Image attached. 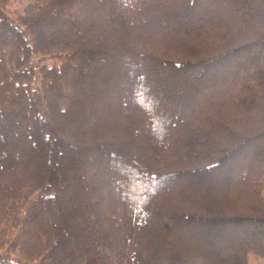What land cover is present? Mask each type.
I'll return each mask as SVG.
<instances>
[{"label": "trees", "instance_id": "trees-1", "mask_svg": "<svg viewBox=\"0 0 264 264\" xmlns=\"http://www.w3.org/2000/svg\"><path fill=\"white\" fill-rule=\"evenodd\" d=\"M9 1L0 264L262 256L264 0Z\"/></svg>", "mask_w": 264, "mask_h": 264}, {"label": "rangeland", "instance_id": "rangeland-1", "mask_svg": "<svg viewBox=\"0 0 264 264\" xmlns=\"http://www.w3.org/2000/svg\"><path fill=\"white\" fill-rule=\"evenodd\" d=\"M27 3H28V1H25V0H10L8 2V5H7V13L11 17H16L17 15L22 14V12H23L24 8L26 7ZM57 169L59 170V168H57ZM57 169L54 170V172L55 173H60L61 171L59 172V171H57ZM205 179L206 178L201 179V180L205 181ZM262 197L264 199V190L262 192ZM206 233H208V232H206ZM212 234L215 235L214 232H212ZM218 235L224 236L226 238H232L231 235L226 234V233L224 234L223 232L219 233ZM262 256H263L262 258H259V256L251 255L250 258H249L250 264H264V252H263Z\"/></svg>", "mask_w": 264, "mask_h": 264}, {"label": "crops", "instance_id": "crops-1", "mask_svg": "<svg viewBox=\"0 0 264 264\" xmlns=\"http://www.w3.org/2000/svg\"><path fill=\"white\" fill-rule=\"evenodd\" d=\"M263 256H259V258H262ZM249 264H250V262H249Z\"/></svg>", "mask_w": 264, "mask_h": 264}]
</instances>
